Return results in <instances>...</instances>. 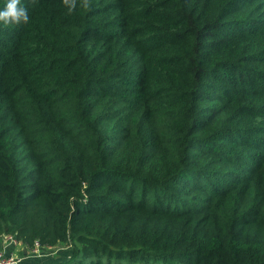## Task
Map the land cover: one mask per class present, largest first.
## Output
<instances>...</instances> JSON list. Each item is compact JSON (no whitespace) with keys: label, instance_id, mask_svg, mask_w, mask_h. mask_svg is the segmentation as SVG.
I'll return each instance as SVG.
<instances>
[{"label":"trees","instance_id":"1","mask_svg":"<svg viewBox=\"0 0 264 264\" xmlns=\"http://www.w3.org/2000/svg\"><path fill=\"white\" fill-rule=\"evenodd\" d=\"M88 4L0 23V236L39 242L23 264H264V0Z\"/></svg>","mask_w":264,"mask_h":264},{"label":"clouds","instance_id":"2","mask_svg":"<svg viewBox=\"0 0 264 264\" xmlns=\"http://www.w3.org/2000/svg\"><path fill=\"white\" fill-rule=\"evenodd\" d=\"M63 3L72 11L76 7V0H63ZM83 6L88 7V0H83ZM28 10L21 6V0H8L3 10H0V23L3 25L27 24Z\"/></svg>","mask_w":264,"mask_h":264},{"label":"built area","instance_id":"3","mask_svg":"<svg viewBox=\"0 0 264 264\" xmlns=\"http://www.w3.org/2000/svg\"><path fill=\"white\" fill-rule=\"evenodd\" d=\"M12 246V249H10ZM24 249L12 236H0V264H21L22 258L15 253V249ZM28 256L38 257L42 254V248L38 241L33 243L30 249H24Z\"/></svg>","mask_w":264,"mask_h":264},{"label":"rangeland","instance_id":"4","mask_svg":"<svg viewBox=\"0 0 264 264\" xmlns=\"http://www.w3.org/2000/svg\"><path fill=\"white\" fill-rule=\"evenodd\" d=\"M52 252H53V254L55 255V257L57 256L58 257V255H60L61 254V258H60V260L59 261H64V259H65V257H66V251H65V248H60V250H58V248H55V249H50ZM58 250V251H57ZM54 263L55 262H57L56 260H54L53 261Z\"/></svg>","mask_w":264,"mask_h":264},{"label":"crops","instance_id":"5","mask_svg":"<svg viewBox=\"0 0 264 264\" xmlns=\"http://www.w3.org/2000/svg\"><path fill=\"white\" fill-rule=\"evenodd\" d=\"M10 249H12V246H10ZM20 251H23V254H24V256H25L24 258H22V264H23L25 258H27V257H26L27 254H26V251H25L23 248H22V249H18V248L15 249V253L18 254V256L20 255ZM25 254H26V255H25ZM19 257H20V256H19ZM28 257H32V256H28ZM41 257H43L42 254H41L40 256H38V258H41Z\"/></svg>","mask_w":264,"mask_h":264}]
</instances>
